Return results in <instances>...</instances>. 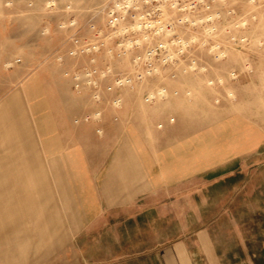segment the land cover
Listing matches in <instances>:
<instances>
[{"label":"crops","instance_id":"1","mask_svg":"<svg viewBox=\"0 0 264 264\" xmlns=\"http://www.w3.org/2000/svg\"><path fill=\"white\" fill-rule=\"evenodd\" d=\"M32 90L0 94V264H264L260 129L84 123Z\"/></svg>","mask_w":264,"mask_h":264},{"label":"rangeland","instance_id":"2","mask_svg":"<svg viewBox=\"0 0 264 264\" xmlns=\"http://www.w3.org/2000/svg\"><path fill=\"white\" fill-rule=\"evenodd\" d=\"M108 1L0 0V94L30 83L31 101L84 123L129 105L181 137L208 125L230 138L264 134V0H137L114 27ZM91 57L96 87L86 82ZM73 71L86 82L80 93Z\"/></svg>","mask_w":264,"mask_h":264},{"label":"built area","instance_id":"3","mask_svg":"<svg viewBox=\"0 0 264 264\" xmlns=\"http://www.w3.org/2000/svg\"><path fill=\"white\" fill-rule=\"evenodd\" d=\"M140 4L141 3H137V0H109L108 4L104 8L107 23L109 24L110 27H114L117 24H122V22L127 21V19L131 15L134 16V12L138 10L139 8L138 5ZM91 26L93 28L95 27L94 24H92ZM138 26H141L140 22H138ZM92 47L93 49H95L96 46L93 44ZM71 53L76 54V50L71 51ZM94 63H95V58L94 57L89 58V66L85 68L86 75L88 76L86 82L91 83L94 87H96L98 84H97V81L93 77L94 76L93 74L96 72V67L93 66ZM71 76H72V80L74 81V90L77 93H80L81 91L86 90L85 89L86 82L81 80L82 77L78 71H73L71 73ZM121 84H123V79L121 77L114 78L112 85H109L107 88L111 89L112 87L119 86ZM94 96L96 100L99 99L98 92H96ZM99 115H100L99 111H95L93 113L94 118L99 117ZM88 118L89 116H86L84 120H88ZM97 132H99V130H97Z\"/></svg>","mask_w":264,"mask_h":264}]
</instances>
